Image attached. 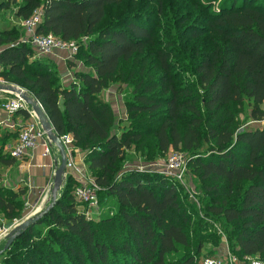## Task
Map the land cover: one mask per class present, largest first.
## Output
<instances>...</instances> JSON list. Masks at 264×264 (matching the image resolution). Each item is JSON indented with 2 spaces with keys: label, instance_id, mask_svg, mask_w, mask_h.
<instances>
[{
  "label": "trees",
  "instance_id": "16d2710c",
  "mask_svg": "<svg viewBox=\"0 0 264 264\" xmlns=\"http://www.w3.org/2000/svg\"><path fill=\"white\" fill-rule=\"evenodd\" d=\"M38 10V34L78 43L74 81L32 60L13 27H0L1 76L72 136L101 210L80 212L69 175L0 264H201L207 240V258L221 253L219 230L240 264L264 263V0H0L19 27ZM113 83L124 128L105 95ZM10 138L18 132L0 138L2 168L16 166ZM170 151L185 154L193 197L156 171L125 170L132 153L151 163ZM24 196L1 188L0 215L20 219Z\"/></svg>",
  "mask_w": 264,
  "mask_h": 264
},
{
  "label": "built area",
  "instance_id": "2783aa9c",
  "mask_svg": "<svg viewBox=\"0 0 264 264\" xmlns=\"http://www.w3.org/2000/svg\"><path fill=\"white\" fill-rule=\"evenodd\" d=\"M43 12L41 10L36 11L33 16L21 23V27L25 31V43L31 45L33 48L37 49L42 55L53 56L55 54H65L69 60H74L78 54L80 47L77 42H66L60 40L53 35H40L37 33L39 26L42 23ZM0 67V85H8L6 80L1 76ZM6 93V92H4ZM9 98L1 101V108L7 112V114L12 118L20 111H26L29 114L30 122L23 126L12 125L9 126L13 132H18V138L13 146L10 147V156L16 161H24L28 156H30L34 151L41 149L43 157L52 158L54 157L53 148L55 146L52 144L51 140L48 138L46 132L42 129L36 115L30 110L28 104L17 94L6 93ZM41 106V105H40ZM0 138H2V133L0 132ZM62 144L65 147V152L67 156L65 177L69 175H74L79 181V187L75 191V197L79 204H82L81 213L87 217L91 218L100 213V201L98 197L99 187L96 181L86 177L84 171L81 169L76 155V148L73 144V138L70 135L59 136ZM86 168L85 166H82ZM151 167L154 169L146 170L145 167L135 168L139 171H156L162 175H165L174 181L185 186V180L187 175V161L186 158L180 152H172L167 161L165 162L164 168L160 170V165L152 164ZM86 170V169H85ZM194 196V191L187 190ZM193 193V194H192ZM45 199V198H44ZM11 228H0V240L6 238L11 232ZM222 251L216 258H206L201 264H240L238 259L231 254L229 245L226 237L222 234ZM250 264H264L259 260H252Z\"/></svg>",
  "mask_w": 264,
  "mask_h": 264
},
{
  "label": "rangeland",
  "instance_id": "374dc122",
  "mask_svg": "<svg viewBox=\"0 0 264 264\" xmlns=\"http://www.w3.org/2000/svg\"><path fill=\"white\" fill-rule=\"evenodd\" d=\"M116 13H117V10L112 12V14H115V15H116ZM4 15H5V13L0 15V27L5 28V29L6 28H12V27L17 28L19 31V36H18V41H17L16 45H24V44L29 45V44H26L24 42L26 39L24 29L22 27H19L17 21L12 22V19H11L9 14H7L6 16H4ZM84 41H86V39ZM31 49H32L31 50L32 60H38L39 59V60H43V61L47 62V64H50V65L52 64V66H54V70L61 73V75L63 73H65L66 76L68 75L69 81H74V73L76 70L72 71V68L70 67V63H69L70 61H69V58L67 56H64V55H61L60 53H58V54H55V55L50 57V56L42 55L37 49H33L32 47H31ZM80 67H81L79 69L80 71L81 70L85 71V68L81 64H80ZM8 85H14V84L8 83ZM14 86H16V85H14ZM16 87L23 90L25 93H27L30 96V98H33L32 95L27 90H24L19 86H16ZM105 95H106V98L111 103L113 109L116 112L117 127L121 126V128H124L126 123L121 124V120L125 121V115H124L125 104H124V97L122 94H120L118 86L115 83L111 84L109 89H107V91L105 92ZM30 110L32 111L31 108H30ZM5 135L2 133V137ZM11 141H12V138L9 139L8 143H10ZM14 142L15 141H12V144ZM52 150H53V152L56 153L55 148H53ZM172 152H174V151H170L165 156H162L161 158H159L157 161H151V163L144 162V160L140 156L132 153L131 156H132L133 160H132V162H127V164L125 166L126 167L125 170H130V169H135V168H140V167H145L146 170H148V169L152 170V169H154V167H151V165L152 164H158L161 166L159 171H162L163 170L162 168H164L165 162L167 161L169 155ZM182 155L184 157H186L184 153H182ZM75 158L77 159L79 165L81 164L80 167L84 171V173H82V174H85L86 177L89 179H93V177L88 173L87 168L82 167V166H85V164L83 162L84 161V155L81 152L76 151ZM25 164L26 163L24 160V161H20V162L16 161V166L14 168H11V169L0 167V174H1L0 190H1V188H5L9 192H15L18 194H24L25 195L24 197H22V199L24 201L23 206L21 207V210L23 212L22 217L18 220H14V221L10 222V221L5 220L2 217V215H0V228H11L13 230L15 227H17L19 224L24 222L29 217L39 216V215L45 213V211L48 210V208L50 207V204L52 202V188L54 185V183H53L54 176H52V180H50V182L47 183L43 188L39 187L37 191L30 193V190L33 187L31 186L30 181L28 180L29 177H28V172L26 171V168H25ZM54 174H55V172H54ZM185 186L186 187H184V188L186 190L196 191L194 179L192 178L191 174L188 172V169H187V175H186V180H185ZM60 194H61V191L59 192L58 197L60 196ZM193 200L196 202V199H193ZM95 217H97V215H95ZM38 230H40L42 233L46 232V228L42 227V226L39 227ZM220 236L222 237V235H220ZM209 242H214V240L212 238L207 240V242H206L207 252H205V254H202V256L200 258V262L203 261V259L207 258V253L209 254L210 251L216 252V250L213 249V246L211 244H208ZM7 243H8V240L6 238H3L0 240V257L3 256L6 252H8V250L6 249ZM219 254H220V252L218 253L217 256H219ZM209 256H212V255H209ZM214 258H216L215 255H214ZM0 262H1V260H0Z\"/></svg>",
  "mask_w": 264,
  "mask_h": 264
},
{
  "label": "water",
  "instance_id": "95a60500",
  "mask_svg": "<svg viewBox=\"0 0 264 264\" xmlns=\"http://www.w3.org/2000/svg\"><path fill=\"white\" fill-rule=\"evenodd\" d=\"M0 92L17 94L28 104V106L32 109L33 113L36 115L42 129L44 130V132H46L48 138L51 140L52 144L56 147L60 154V161L56 160V171L54 174V185L52 188V202L50 204V207L48 208L49 210L50 208H53L55 206V202L58 198L59 192L63 188L66 181L65 171L67 156L65 152V147L62 144L58 134H56V132L54 131V128L52 127V124L49 121L45 111L35 99L30 98L27 93H25L23 90L17 88L14 85H0ZM47 211H45V213ZM41 217L42 214L39 216L29 217L24 222L15 227L6 237V239L8 240L6 249H8L12 245L16 236L24 233L29 227L36 224Z\"/></svg>",
  "mask_w": 264,
  "mask_h": 264
},
{
  "label": "crops",
  "instance_id": "0c3cea01",
  "mask_svg": "<svg viewBox=\"0 0 264 264\" xmlns=\"http://www.w3.org/2000/svg\"><path fill=\"white\" fill-rule=\"evenodd\" d=\"M66 56L65 54H61ZM80 67V66H79ZM76 69H72V71H75ZM77 71V70H76ZM68 74V73H67ZM63 80L66 85L70 84L68 75L66 76L65 73H63ZM9 98V95L0 92V104L1 101L4 99ZM31 120H26L22 116L15 115L14 117H10L5 110L1 108L0 105V132L5 134H13L16 132H13L12 129L9 128V126L17 125V126H23L29 123ZM263 125L262 123H256V125ZM55 152H53L54 157L52 158H46L42 155V150L38 149L34 151L30 156H28L25 159V168L28 172V177L31 186L33 187L30 190V193L37 191L39 187H44L47 183L52 180V176H54V172L56 170V160L60 161V154L58 150L55 147ZM59 158V159H58ZM34 183V184H33ZM47 194V193H46Z\"/></svg>",
  "mask_w": 264,
  "mask_h": 264
}]
</instances>
